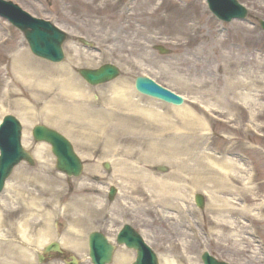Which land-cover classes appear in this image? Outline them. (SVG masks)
Segmentation results:
<instances>
[{
  "label": "bare ground",
  "instance_id": "6f19581e",
  "mask_svg": "<svg viewBox=\"0 0 264 264\" xmlns=\"http://www.w3.org/2000/svg\"><path fill=\"white\" fill-rule=\"evenodd\" d=\"M189 1L199 6L198 0ZM148 4L138 15L140 24L154 27L157 34H175L179 61L187 46L210 36L191 16L189 3ZM237 35V50L222 53L229 62L217 60L220 74L214 82L187 78L183 64L176 61L164 67L190 102L180 106L141 95L125 77L89 86L76 72L98 63L85 52L72 51L70 43L65 61L59 63L16 48L10 78L0 85V114L10 110L22 121L23 143L33 149L41 171L26 174L23 166L17 167L0 196V264H37L36 254L51 241L70 248L83 245L86 227L105 208L103 196H93L80 182L66 188L64 173H53L48 144L34 145L29 138L28 127L37 120L73 142L79 156L90 161L85 172L101 174L100 162L109 160L110 181L119 185V197L137 204L150 218H170L173 212L181 216L188 192H201L207 197L202 223L206 235L264 264V249L255 239L264 234V56L247 49L251 45L255 50L256 37ZM8 42L0 38V45ZM136 46L143 48L144 43L138 40ZM123 52L129 55L132 50L125 46ZM249 153L255 157L252 167L246 162ZM160 164L167 165L168 172L158 173ZM189 243H171L161 264H194L186 250ZM133 257L121 249L112 264H130Z\"/></svg>",
  "mask_w": 264,
  "mask_h": 264
},
{
  "label": "rangeland",
  "instance_id": "374dc122",
  "mask_svg": "<svg viewBox=\"0 0 264 264\" xmlns=\"http://www.w3.org/2000/svg\"><path fill=\"white\" fill-rule=\"evenodd\" d=\"M10 1L18 4L31 15L50 20L56 26L66 31L69 38L64 44L66 57L69 51L67 45L70 43L72 51L78 52L81 55L82 52H85L87 55L94 57L98 64L90 69L97 68L106 63L116 64L121 69V77L129 78L133 83L138 76H148L162 86L180 95L184 94V92L179 89L175 76H173L172 72L169 73L164 69L166 65L169 66L172 62L182 63L183 71L189 79L202 78L214 82L220 74V72L216 71L217 60H222V63L229 62V56H227L228 59H225L222 57V53L229 54L233 50H237V34L239 33H250V36L256 37L255 50H253L251 45L247 49L261 53L264 56V30H262L258 23L260 19H264V0H238L248 9V18L245 20L234 19L231 22L221 21L213 15L205 0H198L199 6H195L189 0H175L181 6L189 3L192 7L191 16L196 18L203 34L210 35L206 40L198 39L193 45L187 46V53L183 61L177 59L180 51L173 44V40L176 37L175 34H157L158 30L154 27H146L140 24L138 15L148 9L150 6L148 0H112L108 4H104L100 0ZM161 1L157 0V3ZM146 17L149 18V16ZM235 25L238 28H235ZM137 30L142 31L144 35H139ZM79 37L90 41L92 43L91 47L80 44L77 41ZM0 38L9 40L8 43L0 45V85H2L7 78H10L13 62L11 53L16 48H27L32 56L39 57L30 51L23 32L1 16ZM221 39L222 43L216 44L215 41ZM138 40L144 43L143 48L136 46ZM125 46L131 49L132 53L128 55L126 52H123ZM155 46H162L169 49L170 52L168 54H161L155 49ZM146 54L149 57H146ZM143 55H145V58L141 57ZM123 66H126L128 70L125 71L122 68ZM82 68L87 67L82 66L79 69ZM76 74L85 81L79 71ZM88 85L96 87L90 84ZM96 96L97 94H94V97ZM188 103L190 102L186 100V104ZM7 107L9 106L5 105V108ZM6 114L14 113L10 110L4 111L0 114V121ZM37 124L42 123L37 120L29 125V133L32 127ZM213 130H217L216 125H213ZM245 156L247 158L246 162L252 167V162L255 160V157L251 153L245 154ZM82 160L85 165L90 162L85 159ZM55 161L56 159L54 157L53 173L57 175L60 171L56 168ZM92 163H96V161ZM106 163L110 165L109 170L105 168ZM19 166H23L24 173L26 174L41 171L38 161L34 165H29L24 162L17 167ZM162 166L166 167L165 172L160 171ZM100 169L102 170L101 174L91 171L85 172L84 170L79 178L68 177L64 174L63 184L66 188L72 189L77 182L83 183L84 189L95 197H104L105 189L111 183L119 191V185L110 181L113 174L112 163L109 160H102L100 162ZM168 170L169 167L163 164L158 165L156 169L161 174H165ZM196 193L202 194L196 191L194 193L188 192L187 194L186 214L181 213V216H179L176 212H173V217L171 216L165 219H160L157 214H153L150 218L146 211L138 208L137 204H126L118 196L119 198H117L118 200H116V205L114 206L116 207L115 210L123 213V219L119 215L116 225H120L125 220V222H129L142 235L145 233L148 238L146 242L160 257L163 253H168L171 243L190 241L187 244L186 250L194 264H203L201 255L204 251H208L219 260L229 262L230 264H260L261 258H257L254 261L250 254L245 253L241 255L232 250L227 242H217L212 237L209 238L206 235V231L202 228V223L207 215V197L202 194L204 195L205 204L204 208L201 209L194 202V194ZM58 225L61 229L62 222H58ZM94 225L92 221L91 225L86 227L85 234L88 235L94 229ZM115 229L116 227L113 228L112 233L115 232ZM256 237V241H259V244L264 249V234L260 233ZM246 243L251 246L253 245V241L250 240L246 241ZM261 254L259 255L260 257H262Z\"/></svg>",
  "mask_w": 264,
  "mask_h": 264
},
{
  "label": "water",
  "instance_id": "95a60500",
  "mask_svg": "<svg viewBox=\"0 0 264 264\" xmlns=\"http://www.w3.org/2000/svg\"><path fill=\"white\" fill-rule=\"evenodd\" d=\"M208 3L212 12L224 21H231L234 18L244 19L248 15L247 9L237 0H208ZM0 15L7 17L24 32L34 54L54 62L63 60L62 44L67 38V34L63 30L49 21L28 15L12 2L0 0ZM260 24L264 29V20H260ZM156 48L161 53L169 52L160 46ZM80 74L89 83L96 85L115 79L119 76L120 71L113 64H105L98 69H81ZM136 87L142 93L174 104L180 105L183 102L182 97L160 87L146 77H137ZM32 132L37 141L51 145L52 153L57 158L56 166L59 170L68 176L78 177L81 174L82 162L74 151L71 142L63 134L45 125H36ZM21 137L22 124L20 120L14 115H6L0 127V192L16 165L22 161L34 163L30 152L22 145ZM197 201L200 206L204 205V199L201 195L197 196ZM118 242L136 251L137 256L134 264H159L154 250L131 226L126 225L124 227L118 237ZM90 244L94 264L111 262L113 246L102 234L92 233ZM202 259L204 264H229L218 261L208 253H204Z\"/></svg>",
  "mask_w": 264,
  "mask_h": 264
},
{
  "label": "flooded vegetation",
  "instance_id": "af4514ba",
  "mask_svg": "<svg viewBox=\"0 0 264 264\" xmlns=\"http://www.w3.org/2000/svg\"><path fill=\"white\" fill-rule=\"evenodd\" d=\"M35 145V143H34ZM106 205L108 206V200L106 199ZM113 203V202H110ZM111 211H104L99 214H96L93 218V224L94 227L104 235H106L108 238H111L115 240V237L118 233L119 228L123 225L122 223L120 225H116L117 219H119V215H121V218L123 219L122 215L123 213L118 210H115L116 207L114 206V203L112 205ZM124 221V220H123ZM116 227L115 232L112 233L113 228ZM121 249L129 251V249H126L123 246H120L118 244L115 245L114 249V255ZM130 252V251H129ZM1 253L3 255L6 254V247L1 246ZM36 263L37 264H92L91 258H90V251L88 248L87 243L83 245H79L77 247H64L59 246L57 247L55 244L51 246L50 250H43L37 253L36 255Z\"/></svg>",
  "mask_w": 264,
  "mask_h": 264
}]
</instances>
